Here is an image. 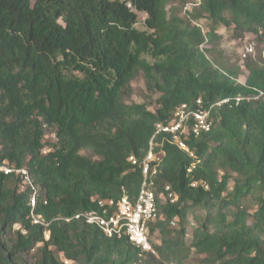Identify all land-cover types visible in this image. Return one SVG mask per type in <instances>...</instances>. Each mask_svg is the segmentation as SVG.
<instances>
[{
	"label": "trees",
	"instance_id": "trees-1",
	"mask_svg": "<svg viewBox=\"0 0 264 264\" xmlns=\"http://www.w3.org/2000/svg\"><path fill=\"white\" fill-rule=\"evenodd\" d=\"M171 1L0 0V167L25 168L32 181L0 168V264H32V250L35 264H187L193 249L201 264H264V55L242 81V68L214 54L219 26L264 43V0H201L191 11L176 0L194 24ZM140 73L159 94L154 110L127 100ZM198 99L229 102L213 107L210 131L189 136L197 158L156 136L164 156L150 235L161 233V261L74 218L135 198L156 124ZM166 187L175 203L160 198ZM191 211L205 216L188 245Z\"/></svg>",
	"mask_w": 264,
	"mask_h": 264
},
{
	"label": "built area",
	"instance_id": "built-area-1",
	"mask_svg": "<svg viewBox=\"0 0 264 264\" xmlns=\"http://www.w3.org/2000/svg\"><path fill=\"white\" fill-rule=\"evenodd\" d=\"M245 50L248 54H251L254 51L253 44L247 45ZM227 102H229V99L214 103L208 108L204 107L202 99H198L194 103H183L178 106L168 121L156 124L153 141L141 164L143 182L138 196L134 199L125 196L118 201L114 199L100 200L99 203L102 210L81 212L76 214L74 218L82 219L88 224L98 226L107 236L122 237L126 235L134 245L143 251L154 252L150 241V227L158 218V206L156 202L157 196L154 191L153 175L157 173L156 169L161 164L164 156V152L156 153L155 148L158 144L155 142V138L161 134H171L180 148L189 151L186 142L187 136L192 133L197 137L210 131L214 123L212 118L213 107L221 106L222 103ZM129 161L133 165L138 163L134 156H131ZM0 168L6 174H20L23 176L25 184H32L30 174L25 168H13L7 164ZM162 197L171 202L177 200V196L170 191L169 187H166V192L162 193ZM31 205L33 209L37 206V190L32 196ZM32 216L35 224L45 226L44 236L46 240H49L51 235L48 229L49 224L42 216H36L34 210L32 211ZM64 263L74 264L71 260H65Z\"/></svg>",
	"mask_w": 264,
	"mask_h": 264
},
{
	"label": "rangeland",
	"instance_id": "rangeland-1",
	"mask_svg": "<svg viewBox=\"0 0 264 264\" xmlns=\"http://www.w3.org/2000/svg\"><path fill=\"white\" fill-rule=\"evenodd\" d=\"M201 0H189V7L188 11L194 10V7L197 6L200 3ZM171 6H177V1L173 0L171 1V4L166 6L169 11L171 12ZM178 7V12L181 17L184 16L186 21L190 22L191 24H194L195 22L192 21L191 18L185 15L184 11L182 8ZM176 7V8H177ZM190 10V11H191ZM169 12V13H170ZM146 18V14L144 13H139V23L137 24V27L139 29H144V20ZM202 24L204 26H208V21L203 20ZM208 33V32H207ZM217 33L222 35L221 40L218 42V47L215 48L216 52L214 54L216 56H221L225 61H228L230 65L232 66H238L242 68L244 71L241 73L240 79L242 81H245V74L248 73L247 69V62H252L253 60H257L260 55H264V44L262 42H259L257 38H255V35H243V36H235L233 33L232 28H225L223 26L217 27ZM249 44H253L254 51L251 54H248L245 50V47ZM132 89L133 93L130 99H127L129 102H137V103H148L149 108L151 110L156 109V104H157V99L159 97L158 93L152 92L146 84V80L143 76L142 73L138 75V77L133 81L132 84ZM46 139L54 140L55 135L50 131L48 135L46 136ZM87 154L90 155L89 152ZM246 204H249L247 202ZM197 217L204 218L205 213L201 212H189L188 214V222L186 224V233H185V242L190 245L193 241V233L195 229L199 226V223L196 219ZM172 229H180L181 223L180 220L176 222V224L171 225ZM161 233H159V230L153 234V242L156 244H161L162 238H161ZM38 255L37 250H32L29 260L32 264H35L36 257ZM156 258L161 261L160 257L155 254ZM204 257V255H197L195 253V249L192 250V255L190 256L189 260L187 261V264H201L200 260ZM145 258V257H144ZM143 258V259H144ZM163 264H172L169 260L164 262Z\"/></svg>",
	"mask_w": 264,
	"mask_h": 264
},
{
	"label": "clouds",
	"instance_id": "clouds-1",
	"mask_svg": "<svg viewBox=\"0 0 264 264\" xmlns=\"http://www.w3.org/2000/svg\"><path fill=\"white\" fill-rule=\"evenodd\" d=\"M196 102V101H195ZM203 104V103H202ZM182 105V104H181ZM204 105V104H203ZM211 106V105H210ZM209 106V107H210ZM205 107V106H204ZM208 107V108H209ZM213 110V109H212ZM160 123V122H159ZM158 124V123H157ZM156 127V126H155ZM212 129V128H211ZM206 133V132H205ZM204 134V133H203ZM202 134V135H203ZM171 135V134H170ZM191 135H193L192 133H190V135H188L187 137H188V139L187 140H189V136H191ZM173 136V135H172ZM201 136V135H200ZM194 137H196L195 135H194ZM197 137H199V136H197ZM153 136H152V139H151V142L153 141ZM157 138V137H156ZM156 138H155V142H156ZM187 140H186V142H187ZM173 141H174V137H173ZM151 142H150V146H151ZM158 145L156 146V147H158V146H160V144L158 143V142H156ZM174 143H175V141H174ZM176 144V143H175ZM177 145V144H176ZM187 145H188V147H189V144H188V142H187ZM178 146V145H177ZM179 147V146H178ZM180 148V147H179ZM149 149H150V147H149ZM149 149H148V151H149ZM180 149H182V148H180ZM182 150H184V149H182ZM184 151H186V150H184ZM163 152V151H162ZM186 152H188L192 157H194V158H197V156L195 155V153L194 152H192L191 150H190V147H189V151H186ZM148 153V152H147ZM147 153H146V155H147ZM146 155H145V157H146ZM131 156H134V155H131ZM130 156V157H131ZM129 157V158H130ZM135 157V156H134ZM144 157V158H145ZM129 158H128V160H129ZM136 158V157H135ZM137 159V158H136ZM163 159V158H162ZM138 161V160H137ZM130 162V161H129ZM142 162H143V160H142ZM142 162H141V164H142ZM131 163V162H130ZM132 164V163H131ZM137 164H139V162L137 163ZM136 164V165H137ZM141 164H140V166H141ZM161 164H162V162H161ZM161 164L158 166V168L161 166ZM154 165V164H153ZM141 168H142V166H141ZM157 168V169H158ZM135 169V168H134ZM152 169H153V167H152ZM156 169V170H157ZM142 171H143V168L141 169ZM191 170V169H190ZM158 171V170H157ZM155 175V174H154ZM153 175V176H154ZM143 182V181H142ZM142 185V184H141ZM140 188H141V186H140ZM139 191H140V189H139ZM166 192V189H165V191L163 192V193H165ZM172 192V191H171ZM156 193V192H155ZM174 193V192H173ZM138 194H139V192H138ZM138 194H137V196H138ZM175 194V193H174ZM176 196H177V199H178V195L177 194H175ZM125 196H128V195H125ZM125 196H123V197H125ZM136 196V197H137ZM122 197V198H123ZM129 197V196H128ZM135 197V198H136ZM121 198V199H122ZM160 198L162 199V200H164V201H170V200H168V199H164L163 197H162V194H161V196H160ZM132 199H134V198H132ZM115 200V199H114ZM120 200V199H119ZM116 201H118V200H116ZM177 201V200H176ZM175 201V202H176ZM171 202V201H170ZM175 202H171V203H175ZM158 206V205H157ZM158 219V218H157ZM154 223V222H153ZM152 223V224H153ZM152 224H151V226H152ZM174 224H176L175 222H172V225H174ZM89 225H91V224H89ZM93 226H95V227H98V226H96V225H93ZM99 228V227H98ZM100 229V228H99ZM102 230V229H101ZM103 231V230H102ZM150 232H151V227H150ZM103 233L107 236V234L103 231ZM151 234V233H150ZM108 237H117V236H108ZM123 237H127L126 235H123L122 237H118V238H123ZM128 238V237H127ZM129 239V238H128ZM130 241V240H129ZM150 241H151V243H152V245H153V236H151L150 235ZM131 242V241H130ZM132 243V242H131ZM133 244V243H132ZM134 245V244H133ZM134 246H136V245H134ZM137 247V246H136ZM137 248H139V247H137ZM153 248H154V246H153ZM139 249H141V248H139ZM142 250V249H141ZM143 251V250H142ZM143 252H146V253H150V254H153V255H155V254H157V252H156V250H155V248H154V252H148V251H143ZM65 261V260H64ZM74 262V264H77L75 261H73Z\"/></svg>",
	"mask_w": 264,
	"mask_h": 264
}]
</instances>
